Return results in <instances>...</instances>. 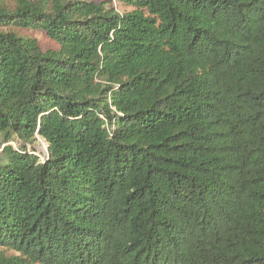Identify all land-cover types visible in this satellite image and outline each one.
Wrapping results in <instances>:
<instances>
[{"label": "trees", "instance_id": "trees-1", "mask_svg": "<svg viewBox=\"0 0 264 264\" xmlns=\"http://www.w3.org/2000/svg\"><path fill=\"white\" fill-rule=\"evenodd\" d=\"M110 1L0 4V264H264V0Z\"/></svg>", "mask_w": 264, "mask_h": 264}, {"label": "rangeland", "instance_id": "rangeland-1", "mask_svg": "<svg viewBox=\"0 0 264 264\" xmlns=\"http://www.w3.org/2000/svg\"><path fill=\"white\" fill-rule=\"evenodd\" d=\"M93 1L96 3H99V2H106L108 0H93ZM15 2H16V0H0V4L5 5L7 7H10V8H12V6L15 4ZM108 6L112 7L117 13H120V14L129 10V8L127 6H125L121 2H117L116 0L110 1ZM20 34L26 35V36H29V37L35 39L42 49L55 48V45L49 39H47L46 36L44 35V33H42L41 31L21 32ZM12 146L15 147V145L13 143H12ZM34 149L36 151V155L41 158L42 156L46 155L47 145H46V143H44V141L39 139L34 144ZM5 253L13 254L12 252H9V251H5Z\"/></svg>", "mask_w": 264, "mask_h": 264}, {"label": "water", "instance_id": "water-1", "mask_svg": "<svg viewBox=\"0 0 264 264\" xmlns=\"http://www.w3.org/2000/svg\"><path fill=\"white\" fill-rule=\"evenodd\" d=\"M46 152H47V149H46Z\"/></svg>", "mask_w": 264, "mask_h": 264}]
</instances>
